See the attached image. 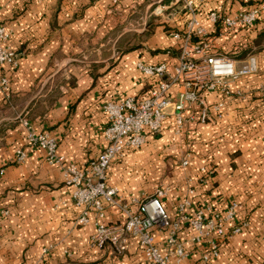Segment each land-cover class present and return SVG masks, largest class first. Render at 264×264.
I'll return each instance as SVG.
<instances>
[{
	"label": "crops",
	"instance_id": "obj_1",
	"mask_svg": "<svg viewBox=\"0 0 264 264\" xmlns=\"http://www.w3.org/2000/svg\"><path fill=\"white\" fill-rule=\"evenodd\" d=\"M186 1L0 0V25L9 32L0 45L17 54L15 66L0 65V264H146L133 236L126 237L122 254L109 244L91 245L96 224L121 222L124 214L107 206L103 216L90 211L79 224L83 208L73 202V186L63 181L64 166L47 162L27 135L47 133L64 165L86 168L105 146L104 103L140 96L151 87L137 62L167 61L172 68L182 40L170 33L185 29ZM191 1L213 51L254 50L251 40L264 28V0ZM252 7L260 11L248 30L224 31L221 23L217 29L208 17L212 11L234 16ZM197 39L192 36L189 44ZM248 54L256 56L258 69L231 82L240 95L225 100L220 118L187 120L177 132L168 111L159 133L125 150L107 170L108 184L132 210L135 200L166 188L162 204L179 222L177 236L189 253L180 261L171 257L170 264H264V48L236 60ZM205 98L212 104L222 96L209 92ZM197 111L193 105L182 114L188 118ZM17 150L25 153L21 162ZM185 199L188 217L197 208L206 217L225 216L235 203L234 215L223 222L226 236L213 233L193 242L195 231L178 211ZM239 223L240 231L231 232ZM156 236L162 247L165 232ZM211 238L219 241L218 254L203 260Z\"/></svg>",
	"mask_w": 264,
	"mask_h": 264
},
{
	"label": "built area",
	"instance_id": "obj_2",
	"mask_svg": "<svg viewBox=\"0 0 264 264\" xmlns=\"http://www.w3.org/2000/svg\"><path fill=\"white\" fill-rule=\"evenodd\" d=\"M191 3V0L186 1L190 17L185 29L170 33L174 39L182 40L172 68L167 61L157 64L137 62V69L150 78L151 87L140 96H124L104 103L107 117L104 128L105 146L86 168L81 169L71 163L64 165L63 157L56 154V140L47 133L37 134L31 131L27 135L29 144L45 151L47 162L64 166L63 181L66 185L73 186V202L83 208L77 219L79 224L87 222L90 211L103 216L107 206H116L124 214L125 218L121 222L96 224L90 237L91 245L102 247L109 244L116 254H122L126 248V237L133 236L143 251L146 264H170L171 257L180 261L188 256L189 253L177 236L179 222L171 219L162 204V198L166 195V188L163 186L157 187L153 194L135 200V210L122 204L118 189L109 185L106 179L111 161L127 149L141 147L146 142L147 135L159 133L168 111L175 115L177 132H181L187 120L214 122L223 115L225 100L240 95V91L232 90L231 82L240 76L253 74L258 69V61L253 54L236 60L227 54L213 51L212 40L201 26ZM154 11L156 14L162 12ZM259 11L258 7H252L234 16L212 11L208 17L212 22L220 20L223 30L227 31L252 26ZM192 36L198 39L189 44ZM8 38V30L0 25V43L6 42ZM16 63V52L0 45V65L15 66ZM1 84H6V80L2 79ZM175 89L176 95L172 97ZM260 89L264 104V83ZM209 92H218L222 99L208 103L205 93ZM193 105H197L198 111L185 118L183 111ZM24 157L25 153L17 150L16 161L21 162ZM182 164H187V160H183ZM189 204V200L185 199L178 211L181 219L187 221L189 228L195 231L193 242L213 233L222 238L226 236L223 222L234 215L235 203L229 205L225 216L216 213L211 217H206L203 208H197L190 217L186 216L183 213ZM243 225L244 223H239L233 226L231 232L240 231ZM157 231L165 232L162 247L156 238ZM218 249L219 241L211 238L202 251L201 258L207 260L217 255Z\"/></svg>",
	"mask_w": 264,
	"mask_h": 264
},
{
	"label": "trees",
	"instance_id": "obj_3",
	"mask_svg": "<svg viewBox=\"0 0 264 264\" xmlns=\"http://www.w3.org/2000/svg\"><path fill=\"white\" fill-rule=\"evenodd\" d=\"M220 23H221L220 20H218L216 22L217 29H218ZM252 26H250V27H237L235 29L236 30H248V29H251ZM134 35L135 36L137 35V37H139V34H134ZM128 38H129V35L127 34L126 35V39H128ZM251 45L255 47L254 50H252L251 46L250 47H246V48H241L237 52L228 53V56H230V57H232L234 59H240V58L244 57L248 52H256V51H259L262 48H264V28L252 38Z\"/></svg>",
	"mask_w": 264,
	"mask_h": 264
},
{
	"label": "rangeland",
	"instance_id": "obj_4",
	"mask_svg": "<svg viewBox=\"0 0 264 264\" xmlns=\"http://www.w3.org/2000/svg\"><path fill=\"white\" fill-rule=\"evenodd\" d=\"M239 51V50H238Z\"/></svg>",
	"mask_w": 264,
	"mask_h": 264
}]
</instances>
